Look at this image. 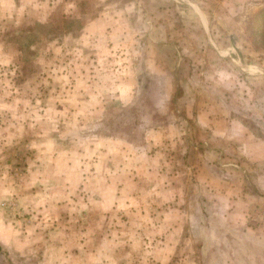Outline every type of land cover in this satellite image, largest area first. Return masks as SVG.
<instances>
[{
	"label": "crops",
	"instance_id": "crops-1",
	"mask_svg": "<svg viewBox=\"0 0 264 264\" xmlns=\"http://www.w3.org/2000/svg\"><path fill=\"white\" fill-rule=\"evenodd\" d=\"M77 1L0 0V63L12 60L1 55L11 46L2 40L4 31L31 34V22L50 21L55 5L64 3L62 17H87L80 36L64 34L67 44L102 52L124 49L123 60L138 66L127 77L112 72L108 78L92 69L90 58L75 59L56 78L81 85V95L71 89L76 92L74 104L64 101V88L56 85L38 104L0 102L8 120L11 117L12 135L26 146L24 174L17 177L8 168V184H0V207L7 196L8 204L16 196L23 210L52 207L50 226L56 241L67 240L63 228L82 233L73 230V224L78 205L87 201L101 216L99 239L122 248L140 242L124 256L167 261L174 255H195L197 262L188 264H238V258H249L246 247L235 249L230 241H246L247 231H238L247 228L241 210L254 204L264 207V166L259 163L264 159V134L240 103L248 91L231 84L220 87L218 67L235 66V47L211 34L209 12L194 0H149L146 7L127 0L123 8L119 0L111 7L113 0H100L103 6L89 12L78 10ZM39 40L29 47L42 46ZM175 63L181 68L171 72ZM203 64L211 65L210 71ZM200 65L201 71L196 70ZM19 111L23 118L17 116ZM4 218L0 240L8 231L11 254L15 240H33V233L42 240V230L28 237L29 227H21L27 219L8 217L7 223ZM141 241L148 244L141 247ZM66 250L70 264H76L82 252L88 254L77 247ZM64 251L57 247V264ZM99 254L100 264H112L110 252Z\"/></svg>",
	"mask_w": 264,
	"mask_h": 264
},
{
	"label": "rangeland",
	"instance_id": "rangeland-1",
	"mask_svg": "<svg viewBox=\"0 0 264 264\" xmlns=\"http://www.w3.org/2000/svg\"><path fill=\"white\" fill-rule=\"evenodd\" d=\"M194 1L200 3L205 10H208L207 19L209 26L214 29L211 34L218 40L228 41L235 47L236 51L233 54L236 60L235 66L230 63L231 67L229 69L228 65L224 64L218 67L221 74L220 87L228 89L229 84H231L232 86L235 85L234 88L237 91H248V96L245 100H241L240 103L246 106L248 109L247 117L249 118L250 116L251 118L249 119L254 120L257 124L255 127L259 131L261 130L262 136L264 134V30L257 24L261 21L259 14L264 11V0ZM124 2H127V0H119V4H121L119 8H123ZM138 2L144 7L150 4L149 0H138ZM55 6V15L50 21L45 23L31 22L35 32L31 34H23L21 31L18 33L3 32L2 40H6L11 46L8 47L7 44V47L2 49L1 55L8 56L9 60L10 56H12V60H10V63H0V93H2V97H5V99H0V102L6 103L10 100L13 101V104L16 103L24 107L27 106L28 102L38 104L36 101H41L42 95L47 92L48 88L56 85L57 88L59 86L64 88V101L68 105L74 104L75 97L73 95L76 92H72V90L75 91L77 89V92H81L78 94L81 95L83 91L79 88L81 85L76 84L77 86L75 85V87L77 88H75L73 87L74 80L70 81L68 78H63L60 81L56 78L60 76V73L65 74L66 70L71 66L70 61L75 59L81 61L84 60L83 57L90 58L92 69L96 73L100 72L99 74L109 75L108 78H112L110 76L112 72L115 75L118 73L122 77H127L132 72L133 67L135 65L136 67L138 66L123 60V54H125L123 52H126L124 49H112L108 52H102L99 49V51H93L90 47L75 49L72 45L67 44L65 41L67 32L70 31L71 34L80 36L79 29L87 22V17L77 15L71 19L62 17V11L66 8V5L60 3V5L57 4ZM77 6L80 11L89 12L91 9H98L103 5L100 0H78ZM111 6H116V1H111L109 7ZM214 37L211 36L212 39ZM37 39H43L42 41L39 40L43 45L41 46L39 43V48H30L29 45L36 43ZM235 42L237 46H235ZM53 44L54 46L52 47ZM42 57L44 62H36L38 58ZM142 66L144 65H140V70ZM172 66H170L171 72L179 71L181 68L180 63H175ZM203 66L205 71H210L209 67L211 65L203 64ZM200 68H202L201 65L196 70L201 71ZM250 69L258 72L251 73L248 71ZM247 76H256L258 80H252V78H247ZM108 78L106 81H108ZM147 85H149V79L146 80ZM251 94L252 96H250ZM68 105L67 107L69 108ZM0 110L2 111H0V184H8V168H11V172L17 177L24 174L22 170L25 167L26 153L24 147L26 146H24L22 139L15 138L16 136L12 135L8 128L11 117L8 120V115L4 114L3 108ZM23 113L26 114L25 109H23ZM23 113L19 111L17 116L23 118ZM34 116L35 114L32 113L31 117ZM255 127L254 129L257 130ZM259 163L264 166V159L260 160ZM62 195L63 197L67 196V194ZM81 197L83 196L81 195ZM80 203L82 204L78 205V213H76V219L74 220L76 224H73V230L79 232L80 229L82 233H74V231H69L70 229L63 228L62 230L65 229L63 232L67 233L62 234V237L65 235L67 240H64V238L57 240L56 238L55 241L52 234L53 227L50 226L54 218L52 207L47 205L39 210L36 208L23 210L17 206L16 196L13 197L12 203L9 204L7 196L0 207V218L5 217L4 219H6L7 223L8 217H14L16 220L27 219L26 222L21 224V227L26 229L29 227L28 237L34 230L45 232H43L42 240L36 239L34 233L31 235L33 240L30 238L28 240H15L11 248L12 254L10 249H8V231L7 233L1 232L5 238L0 240V264H57L56 249L58 246L65 249V253L61 256V264H70L66 249L71 247H77V250L84 249L88 252L87 255L84 252H82V255H77L76 264H100L102 256H100L99 252L102 253V251L111 253L112 264H120L123 260L127 264H188L193 261L197 262L195 255L185 259L181 255H174L169 257L167 261H161L158 260L159 257H149L148 255L124 256L127 252H133L135 246L139 247L140 242L137 241V244L132 243V246L126 245L122 248V246H115L114 243L110 245V240L99 239L100 225L98 223L101 222V216H97V211L99 210L90 208L92 205L87 201ZM101 210L103 209L100 208ZM241 211V214L246 212L247 228H242L243 230L240 229L238 231L239 233L247 231L243 237L246 241H230V245L235 249L237 247L243 249L246 247L250 251V257L245 258L246 260L238 258L237 263L264 264V207L260 206V204H254L252 208L242 209ZM64 214L67 213L61 215ZM64 226L68 227V224ZM240 243H243L244 246L239 245ZM145 244H148V241H141V247ZM200 245L203 246L201 242ZM127 247L131 248L128 249ZM91 250H93V254L90 255L89 251ZM255 257L262 259V263L259 260L255 262ZM222 258L224 259V256ZM210 260L212 259L209 258L207 261L210 262Z\"/></svg>",
	"mask_w": 264,
	"mask_h": 264
},
{
	"label": "trees",
	"instance_id": "trees-1",
	"mask_svg": "<svg viewBox=\"0 0 264 264\" xmlns=\"http://www.w3.org/2000/svg\"><path fill=\"white\" fill-rule=\"evenodd\" d=\"M261 17H260V23L257 24L259 27H261L263 30H264V11L262 14H259ZM263 36H264V32H263Z\"/></svg>",
	"mask_w": 264,
	"mask_h": 264
}]
</instances>
